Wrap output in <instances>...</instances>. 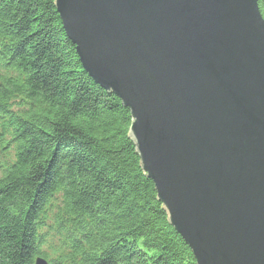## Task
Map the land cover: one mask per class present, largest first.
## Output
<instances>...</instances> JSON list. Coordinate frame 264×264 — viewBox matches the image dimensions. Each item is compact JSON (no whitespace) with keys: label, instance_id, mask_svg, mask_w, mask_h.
I'll use <instances>...</instances> for the list:
<instances>
[{"label":"water","instance_id":"95a60500","mask_svg":"<svg viewBox=\"0 0 264 264\" xmlns=\"http://www.w3.org/2000/svg\"><path fill=\"white\" fill-rule=\"evenodd\" d=\"M55 6L86 73L130 112L141 169L196 264H264L258 0Z\"/></svg>","mask_w":264,"mask_h":264},{"label":"trees","instance_id":"16d2710c","mask_svg":"<svg viewBox=\"0 0 264 264\" xmlns=\"http://www.w3.org/2000/svg\"><path fill=\"white\" fill-rule=\"evenodd\" d=\"M130 125L83 69L55 0H0V264H196Z\"/></svg>","mask_w":264,"mask_h":264},{"label":"rangeland","instance_id":"374dc122","mask_svg":"<svg viewBox=\"0 0 264 264\" xmlns=\"http://www.w3.org/2000/svg\"><path fill=\"white\" fill-rule=\"evenodd\" d=\"M55 8H56V6H55ZM56 12H57V9H56ZM58 13V12H57ZM60 16V15H59ZM61 19V18H60ZM63 25V24H62ZM64 28V27H63ZM76 47V46H75ZM78 55V54H77ZM84 69V68H83ZM86 72V71H85ZM89 76V75H88ZM97 85H99V84H97ZM100 86V85H99ZM101 87V86H100ZM102 88V87H101ZM103 89V88H102ZM105 90V89H104ZM106 91V90H105ZM109 93V92H108ZM114 95V94H113ZM116 96V95H115ZM117 97V96H116ZM118 98V97H117ZM119 99V98H118ZM120 100V99H119ZM121 101V100H120ZM122 103V102H121ZM123 105V104H122ZM124 107V106H123ZM125 108V107H124ZM130 113V112H129ZM130 119H131V115H130ZM136 147V146H135ZM144 173V172H143ZM155 187V186H154ZM159 202V201H158ZM165 212V211H164ZM166 213V212H165ZM166 215H167V213H166ZM168 217V216H167ZM56 241H57V239H56ZM37 259H42V260H44V261H46V263L47 264H49V262L46 260V259H44V258H42V257H39V258H37Z\"/></svg>","mask_w":264,"mask_h":264},{"label":"bare ground","instance_id":"6f19581e","mask_svg":"<svg viewBox=\"0 0 264 264\" xmlns=\"http://www.w3.org/2000/svg\"><path fill=\"white\" fill-rule=\"evenodd\" d=\"M67 35V34H66ZM90 77V76H89ZM91 78V77H90ZM185 242V241H184ZM187 245V244H186Z\"/></svg>","mask_w":264,"mask_h":264}]
</instances>
